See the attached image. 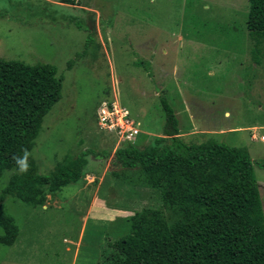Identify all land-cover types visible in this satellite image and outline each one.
Wrapping results in <instances>:
<instances>
[{
	"label": "rangeland",
	"instance_id": "1",
	"mask_svg": "<svg viewBox=\"0 0 264 264\" xmlns=\"http://www.w3.org/2000/svg\"><path fill=\"white\" fill-rule=\"evenodd\" d=\"M247 7V0H0V59L50 65L60 81V99L28 152L37 174L81 152L86 160L76 183L45 192L40 204L2 199L16 233L11 245L0 243V264H105L133 213L171 216L143 176L113 158L168 131L161 101L185 143L246 152L264 217V32L246 30ZM109 101L140 131L129 143L96 126V108ZM15 173L1 174L0 191Z\"/></svg>",
	"mask_w": 264,
	"mask_h": 264
},
{
	"label": "trees",
	"instance_id": "2",
	"mask_svg": "<svg viewBox=\"0 0 264 264\" xmlns=\"http://www.w3.org/2000/svg\"><path fill=\"white\" fill-rule=\"evenodd\" d=\"M247 3L246 30L264 32V0ZM60 88L50 65L0 59V176L17 170L0 191L2 245H11L16 233L12 219L2 213L4 197L40 204L45 192L83 175L84 152L57 163L47 176L37 174L29 157L28 170L21 173L14 159L33 147ZM161 105L168 131L141 148H119L113 158L120 168L141 174L171 216L149 208L133 213L128 233L113 243L105 264H264V217L246 152L209 141L185 143L171 110L164 101Z\"/></svg>",
	"mask_w": 264,
	"mask_h": 264
},
{
	"label": "built area",
	"instance_id": "3",
	"mask_svg": "<svg viewBox=\"0 0 264 264\" xmlns=\"http://www.w3.org/2000/svg\"><path fill=\"white\" fill-rule=\"evenodd\" d=\"M95 119L97 128L118 143H129L139 133L128 112L115 101L101 103L96 108Z\"/></svg>",
	"mask_w": 264,
	"mask_h": 264
},
{
	"label": "clouds",
	"instance_id": "4",
	"mask_svg": "<svg viewBox=\"0 0 264 264\" xmlns=\"http://www.w3.org/2000/svg\"><path fill=\"white\" fill-rule=\"evenodd\" d=\"M28 156L29 153L27 150H24L22 155L14 157L16 165L21 173L28 170Z\"/></svg>",
	"mask_w": 264,
	"mask_h": 264
},
{
	"label": "crops",
	"instance_id": "5",
	"mask_svg": "<svg viewBox=\"0 0 264 264\" xmlns=\"http://www.w3.org/2000/svg\"><path fill=\"white\" fill-rule=\"evenodd\" d=\"M140 132V131H139ZM216 132H218V131H216ZM220 132V131H219ZM194 133H196V132H194V131H189L188 133H187V135H192V134H194ZM199 133H201V134H209V131H201V132H199ZM213 133V132H212ZM139 134V133H138Z\"/></svg>",
	"mask_w": 264,
	"mask_h": 264
}]
</instances>
